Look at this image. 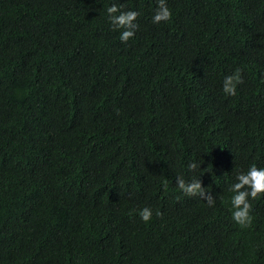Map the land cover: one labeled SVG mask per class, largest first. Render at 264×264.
Instances as JSON below:
<instances>
[{"label": "trees", "instance_id": "trees-1", "mask_svg": "<svg viewBox=\"0 0 264 264\" xmlns=\"http://www.w3.org/2000/svg\"><path fill=\"white\" fill-rule=\"evenodd\" d=\"M113 3L139 13L127 43ZM166 3L0 0V264H264V197L228 216L264 168V0Z\"/></svg>", "mask_w": 264, "mask_h": 264}, {"label": "clouds", "instance_id": "clouds-1", "mask_svg": "<svg viewBox=\"0 0 264 264\" xmlns=\"http://www.w3.org/2000/svg\"><path fill=\"white\" fill-rule=\"evenodd\" d=\"M107 13L113 30H122L120 41L127 43L135 35L138 28L136 23L139 15L136 11H121L117 4L113 3L107 8ZM172 17V13L167 6L166 0H157V8L153 16V23L160 24L168 22ZM243 83L240 70L237 69L232 75L226 76L223 81V92L229 96H236L237 85ZM200 167V164L191 163L189 170L194 171ZM230 191L234 193L231 199L233 212H228V216L232 217L233 221L241 228H247L251 225L253 217L251 216L252 204L251 200H256L259 197H264V168H257L252 165L247 173H241L236 177ZM176 185L179 190L186 196H199L208 204L209 207L215 204V199L206 189L201 187L199 179L193 178L190 181H185L183 177H177ZM152 210L148 207L143 208L139 212L140 219L148 223L152 219ZM157 215H161L159 212ZM189 226L187 221L180 224V228Z\"/></svg>", "mask_w": 264, "mask_h": 264}]
</instances>
